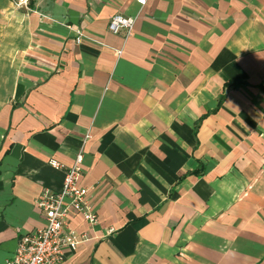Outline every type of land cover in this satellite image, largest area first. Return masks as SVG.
<instances>
[{
    "label": "crops",
    "instance_id": "0c3cea01",
    "mask_svg": "<svg viewBox=\"0 0 264 264\" xmlns=\"http://www.w3.org/2000/svg\"><path fill=\"white\" fill-rule=\"evenodd\" d=\"M31 9L0 0V264L62 190L48 161L70 166L85 137L97 223L67 218L85 240L60 264H264V0Z\"/></svg>",
    "mask_w": 264,
    "mask_h": 264
},
{
    "label": "built area",
    "instance_id": "2783aa9c",
    "mask_svg": "<svg viewBox=\"0 0 264 264\" xmlns=\"http://www.w3.org/2000/svg\"><path fill=\"white\" fill-rule=\"evenodd\" d=\"M10 1L16 9L32 11L33 0ZM137 1L144 6L147 0ZM134 24V18L117 13L110 18L107 31L126 38L131 34ZM80 41L81 33L77 32L76 43ZM118 55H121V51ZM87 138L83 140L70 166L66 167L55 159L48 161L54 169L64 171L62 190L59 193L44 190L35 201V205L44 214V226L35 232L21 235L14 253L4 264H60L64 248L73 250L80 241L85 240L84 236L66 229L67 218L81 215L89 225L97 223V214L86 200L87 189L78 185L82 172L83 146Z\"/></svg>",
    "mask_w": 264,
    "mask_h": 264
}]
</instances>
